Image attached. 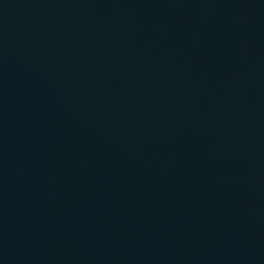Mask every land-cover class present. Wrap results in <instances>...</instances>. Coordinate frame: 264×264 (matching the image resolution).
<instances>
[{"label":"water","instance_id":"95a60500","mask_svg":"<svg viewBox=\"0 0 264 264\" xmlns=\"http://www.w3.org/2000/svg\"><path fill=\"white\" fill-rule=\"evenodd\" d=\"M0 264H264V0H0Z\"/></svg>","mask_w":264,"mask_h":264}]
</instances>
